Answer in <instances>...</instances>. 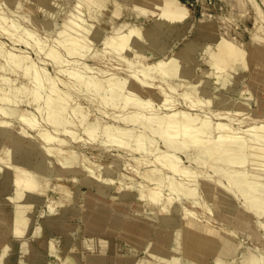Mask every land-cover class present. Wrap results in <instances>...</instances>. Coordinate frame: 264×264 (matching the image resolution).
Masks as SVG:
<instances>
[{
	"label": "rangeland",
	"instance_id": "374dc122",
	"mask_svg": "<svg viewBox=\"0 0 264 264\" xmlns=\"http://www.w3.org/2000/svg\"><path fill=\"white\" fill-rule=\"evenodd\" d=\"M53 1L54 2L51 3V6L47 7L49 10L46 8L47 11L40 10L34 4H32L30 6H29V4H27V8L23 9V10H26V12L25 11L13 12L12 10H10L6 6V4L4 3L5 2L4 0H2V1L0 0V15L1 16L7 17L8 21L14 20L13 22H15V21L19 22L20 28H21V26H22V28H23V26L26 28H30V25L28 23L33 22L34 28L36 30V33L33 36L34 38L33 37L31 38V36H29L27 32H25V31L23 32V30L21 31L19 29L18 30L15 29L16 30L15 31L14 28H10L9 26H6V25H9L8 21H7V23L6 22H4V23L0 22V46H1L0 47V90L4 89V87L1 88L2 85L4 84V82H2V80L6 79L5 82L7 80L8 81L6 82V84L4 86H6L9 82H11V84L13 86L15 85L18 88L23 89L25 87L24 92L26 94V96H25V94L23 95L24 92L21 94H15L16 92L15 91H14L15 93L13 92V94H12L13 96H11V99L13 97H15L12 99L13 102H15L16 105L19 103L18 106L15 105L17 107V109H14L15 110V113H14L15 116H13V108H11L12 112L10 110L11 114L8 113L9 112L8 110L6 112V109H4L7 107L2 106V111L0 109V121H1L0 124L3 123L5 125V123L3 121L6 120L5 121L6 125H8V126H3L4 128L2 127L3 124L0 125L3 129H5L4 131L7 133V134H5L6 137H5V135H3V136H1V140H0V169H1L0 170V182H1L0 187H2V188H0V200L5 202V203L3 202V204H2L3 208L0 209L1 212H3L1 214V215H3V217H1V218L4 219L3 224H1V226H6V225L12 226V224H13V217H12L13 216L12 215L13 206L11 205L10 202L13 201V200H11V198L12 199L15 198L14 195L16 193V191H15L16 189H14V188H16V185L13 184L12 179H15L14 177H16V173H17L18 177H20L19 175H23V172L27 173V172H29V170L32 171L31 169H33V168H34L33 171H35V169L37 168L36 171L41 170V172H43V174L46 175L45 177L49 180V183H50L49 188H48L49 189L48 193L45 195H41L42 197H41L40 202L37 203V200L39 198H36L33 200L32 204H31L33 209L30 211V213H32V214H30V213L25 214V220L23 223H21L22 224L21 228L19 230H17V232L15 234L10 233L9 235H6V236H4V235L2 236V234L0 235V264H63V263L64 264H152V263H150V256H149L150 250L147 249V247L150 243V240H151V242H153L155 244L161 245L162 241L161 240L159 241V235L161 233L163 234L164 232L161 231V233H160L159 229L161 228L160 230H162V229L165 230V228H163L164 226H162V223H161V216L165 213L160 208V206L152 205L151 202L144 200L140 196L143 188H141L139 185L142 181H144L143 175H144L145 171L148 169L154 168L155 167L154 165H156L154 162L153 163L148 162V160L146 158L150 157V160L153 159L151 161H154L155 157L156 156L158 157V154L162 153L163 157L165 156L168 159L171 158L176 164H182V162H183L182 165L188 166L190 168L192 166H194V167L198 166L199 168L200 167L204 168V166L202 167V165H203L202 162H204L203 157L205 155V152L201 151L199 147L202 145L201 143L204 144L205 142H208V139L210 141V136L212 135V133H209V134L206 133V135L207 136L209 135V137L205 136L206 139H205V137H203L204 140L202 142L193 143L194 147L195 146L196 147H195V149L193 148L191 150V148H189V147H192V145L189 144L190 146H188V144H185V140L188 139V137H185V136L191 135L190 132H189V134H186V130L189 129L188 124H189V121L192 120L193 116H195L198 113L202 114V115L205 114L204 116L205 117L207 116V118H210V119L215 118L214 120L212 119L214 122H216L215 120H220V121H217L218 123L216 122V124H220V122H221V124L229 123V121L231 120V122H234V125H237L238 124L237 122H239V120H238V118H235V116H233L234 115L233 113H235L237 111V109H238V111L241 110V108L236 109L237 106H235L239 102H246L247 103V107H248V110L250 111L251 116H253L255 113L258 114L260 112H261V114H264V112H263V110H264V0H245V3L243 4V5H245L244 7H237L236 5H233V3L228 2L226 0H180L189 9V11L187 13V17H189V19H188V22H186V24H185V25H189V26L186 27V29H182L181 33H179V34L174 33V35L172 34L173 36H171L167 39L168 43L169 44L171 43L170 46L168 47L169 50L167 49L165 52H161V54L159 52H153V53L150 52V54L147 53L146 56H147L148 62L146 63V66L147 67L150 66L151 68H153L155 65V62H157V64H158L159 60H163L169 53H171L172 49H173V51H175L176 49L181 47L186 39H190L191 42H195L196 40H194V37L196 36L195 34L197 31V27L200 24L202 25L203 23L210 21L208 23L211 24L213 27H215L218 33H220L221 35H224L227 39L238 41V43H241V45H239V46H241L245 50L246 54H245V56H243L241 61H243V59L246 58V63L248 64V66L242 67V66H240L241 64H239L238 66H235L232 69V72L234 74L237 73L236 74L237 76L241 75V73H243L242 78H241L242 80H239L238 77L237 78L234 77L232 79L234 82L232 81L233 83L231 82V85H227V86H224V85L220 84L219 82H217L215 73L214 72L212 73V71H214V69L211 67V65H208L209 64L208 61L210 59V56L215 51L216 52L218 51V49H219L217 46L218 42L210 41L208 39H202V40H199L200 43H202V45H201L202 48L200 47L199 51L193 55L191 60H189V62H190L189 66L193 67V70H194L193 73H194V76H196L194 78H198V76H199L203 79L204 82L210 81L212 83L210 85L209 89H210V91L213 92V94H211L209 96H202L203 97L202 101L196 104V103H194L195 97H193L191 95L192 97L185 99V98H183V95H182L183 92L185 90L187 91L191 88V90L194 89L193 90L194 93H191V94H194V96H195V92L198 91V89L201 87L206 88V85L203 86L202 84L192 83V82L187 84L185 82L175 81V83H176L175 87L176 88H174L175 90L172 91L170 89H167L166 84L161 83V82H154V83L148 82V84H146V83L141 84V83H139V80L137 77L132 76L131 74H127V73L125 74L122 72L123 70L120 69L121 70V72H120L121 76L127 77L129 80L136 82V83L138 82L140 84L138 87L140 88L141 92L144 94L143 98L146 99V100L144 99L145 103L143 104L144 105L143 108H142V106L137 105V102H135L136 104L132 102L131 104H128V105L126 104L127 107L126 106H125V108L122 107V109L121 108L116 109L113 106H110L109 103H107V100L102 99L103 95H101V94L98 95L94 90L86 89V88H84V86H82L83 87L82 88L78 85H73V83L69 80L72 77L71 74H69V73H71V70L73 71L72 66H74L73 68H75L76 66H79V68L81 67L82 69L84 67L89 68V66H90V68H92L93 63H95V61H94L95 59L93 58V54H92L93 51L90 48L89 44H87L88 43L87 40H84L83 38L80 40L81 44H85L87 46L86 51H85V53H83V55L79 54L78 53L79 51H77V53L75 51L76 55L73 54L71 57L66 55V56H64L63 59H60V61H57V59H52L51 58L52 56L48 55L50 50H51V48H48V47H52V45L55 43L56 38L58 39L57 35H59V33L57 31H56L57 33L47 31L46 29L42 28L41 23L43 21L49 20V21H52L53 23H57L58 25L64 24L65 20H68V17H70V16H68L70 13V10H69L70 4L76 2V0H53ZM25 3H26L25 1L21 2V6L22 5L26 6ZM116 3H117L116 5L120 6V11H121V14L116 18L112 17V15L110 16V14L107 12L103 13L102 11H98V10L96 13L94 12L95 15H97V16H96V19L95 20L92 19V21L95 24L98 23V25L100 27L104 28V30L106 31L107 34H109V32L111 33L113 30H120V28H122L123 23H128L130 25L136 24V23L148 25L156 18V16H152V15L147 16V17H141V18L135 17L134 13H132L130 10V8L133 7V1L132 0H116ZM52 4H54V5H52ZM24 6H22V7H24ZM63 6H65V8ZM83 9H86V7H84ZM60 10H62V11H60ZM24 12H25V14H24ZM202 12H204L205 14H203ZM20 13H22V15H24V16H22ZM209 14L212 16H210ZM212 19H214V20H212ZM0 20H2L1 17H0ZM27 20H28V22H27ZM206 20H208V21H206ZM90 22H91V20H90ZM206 26H208V24H206L203 27H206ZM123 27H124V29H122V31L127 32V28L129 26L127 27V25H125ZM9 28L12 29V31ZM129 29H130V27L128 28V30ZM221 31H222V33H221ZM223 31H225V32H223ZM258 31H260L261 33L258 34ZM16 33H17V35H16ZM25 33L27 34V36ZM182 33H184V36L180 35ZM168 35L169 36L171 35L170 31L167 32V36ZM254 37L257 40H259L257 45L255 44L257 40L256 41L253 40ZM25 39L26 40L28 39V40L25 41ZM101 40H104V39H101ZM42 42H44V43H42ZM102 43H103L102 41L97 42L98 45H96V48H99V49L103 48ZM95 44L92 45V48H94ZM89 48H90V50H87ZM46 51L47 52L49 51V52L47 53ZM87 51H89V52L87 53ZM12 56L14 57V60H11V61H14V62L16 61V63H17V60H19V61L23 60V62L24 61L27 62V63L24 62L26 65L33 62L32 64H29L31 66V65H34V62H35L36 65L34 66V68L35 69L37 68V69L34 71L36 73H39V71L41 70L40 73L42 74V77L39 78V76L41 74H36L35 72L33 73V69H31L32 74H28V72H26V71H25L26 72L25 73L22 70L23 69L22 66H25V64L23 62H21L20 65L18 64L19 62L17 64L15 63L16 67H17V65L20 66L19 68L17 67L16 69L13 65L14 62L8 66L9 62H11L9 59H11ZM19 56H21V57H19ZM8 57H10V58H8ZM24 57H26V58H24ZM15 58L17 60H15ZM21 58H23V59H21ZM161 58H163V59H161ZM5 59H6V61L9 60V62H6ZM39 59H41L42 61ZM89 59H91V60H89ZM61 60H64V61L61 62ZM87 62L89 64V66H87L88 65ZM113 63H114V61H113ZM151 63H153L154 65ZM2 64H3L4 68L6 66V70L2 68ZM83 64L86 66H84ZM11 65L13 66V68H11L12 70L8 71V69L10 67H12ZM99 65L100 66L103 65L102 67L106 68L107 63L105 64L104 62H102ZM67 66L69 67V71H70L69 73H67L68 72ZM63 67H65V68H63ZM156 67L157 66H155L154 68H156ZM210 67H211V69H210ZM20 68H22V69H20ZM31 68H33V66H31ZM79 68H77V69L80 70ZM61 69H63V70H61ZM64 69H65V71H64ZM116 69H118V68H116ZM238 69H240V70L238 71ZM37 70H39V71L37 72ZM95 70L97 71V73H102L100 71L98 72L99 69H95ZM97 73H95V74H97ZM34 74L39 75V76L37 77ZM102 74L99 76H102L104 78L109 77L110 75L111 76L113 75L111 72H106V73L103 72ZM27 75H30V76L27 77ZM33 76H34V78H33ZM43 76L45 77V79H43L44 78ZM35 77L37 80L35 79ZM47 77H49L50 79H48ZM9 79H10V81H9ZM174 79L176 80V77H174ZM40 80H41V82H40ZM42 80L45 82L43 83ZM36 81L39 83H35ZM59 81H62V82H59ZM68 81H69V83H68ZM158 81H159V79H158ZM192 81H194V80H192ZM46 82H48V83H46ZM49 82L50 83L52 82L51 84L56 83V85H54V87L56 89H58L57 92H56V90H54V87H51L52 85ZM41 84L42 85L45 84L42 87V88H45V92H43L42 89L39 88L41 86ZM34 85H35L34 88H36V85H37L39 90H38V88H36V89L40 92L42 91L44 93V95H41L42 92L40 94V93H38V91H35L36 89L33 90L34 88L32 86H34ZM26 87H28V88L26 89ZM29 88H30V90H29ZM51 89H53V91H55V92L52 93L53 91ZM47 90H49V91H47ZM26 91H28V92H26ZM32 91L35 92V94L33 93L34 95L32 93L30 95V92H32ZM50 91H51V93H50ZM130 91H132V89ZM133 92H137V90H133L132 93ZM2 93H3V91H2ZM47 93L49 95H52V96H49ZM63 93L67 94V95L70 93L69 94L70 97L68 95V99H67V97L65 98ZM36 94L39 96L41 95V98L38 97L37 98L38 100L35 101L34 99H36V97H37ZM0 95H2L1 91H0ZM20 95H21V98H20ZM45 95H46L47 99L42 98V96L45 97ZM53 95L55 98H56V96H58V98L60 96L64 98V101H63L64 104H63V102H62V104H63L64 110H66V111L65 112L63 111V114H61L62 116H60V118L63 119L62 120L63 123L61 121L60 124L62 123V126L61 125H60L61 127L57 126V128L59 130L56 129V127H53L52 125L45 123V120L43 122V119L41 118L42 115L40 116L41 111L45 110V106H46L49 98H50V100H55V101L58 99V98L57 99L53 98ZM67 95H65V96H67ZM153 96L154 97L156 96V98L158 100L156 98H154ZM159 97H160V100H159ZM166 97L168 99L167 101L165 100ZM0 98H1V96H0ZM51 98H53V99H51ZM63 98L58 99V100L62 101ZM211 98L214 101L211 103L207 102V99H211ZM65 99L70 100V102L69 101L67 102V100H65ZM0 100H2V99H0ZM103 100H104V102H102ZM208 101H210V100H208ZM6 102L4 101V103H3L0 101V108H1V105L6 104ZM8 102L7 103L10 104V101H8ZM8 104H6L4 106H7ZM66 105H68V107ZM197 105H199V106H197ZM15 106H14V108H16ZM137 106H139L140 108H138ZM65 107H66V109H65ZM41 109H43V110H41ZM235 109H236V111H235ZM3 110H5V111H3ZM18 110H19V113H17ZM179 111H182V112H179ZM183 111H184V113H183ZM185 111L187 113H185ZM257 111H259V112L257 113ZM4 112H6L7 116L5 115ZM22 112H24L26 115H29V117L24 116V115L22 117L21 116ZM139 112L141 113V115ZM177 112H178V114H177ZM239 112H236V113H237V117L240 118L244 115L245 110H243V112H244L243 115H242L241 111H239ZM30 113L32 116L36 114V116H33V117L34 118L36 117L35 120L37 121V123H34V122H33L34 124L31 123L34 118L31 117ZM65 113H66V118L64 115ZM174 113H175V115L177 114V116H175ZM179 113L180 114L183 113L182 115H185L187 117V119L189 118L190 120L189 119L185 120L186 117L184 116L185 121H184V123H182L183 122V116L181 115L182 121L179 119H178L179 121H176L178 116L180 118ZM229 113H231L230 114L231 116L229 115ZM236 113H235V115H236ZM8 114H10V115H8ZM170 114L172 115L173 118L176 117V119H174V121H176V123H174L175 124L174 126L177 127L179 123L182 124V126L180 124L177 127V129L182 128L181 131L179 130L180 133H178L181 135L180 136L181 138H179L178 134H176V135L178 137L177 139H179L180 142L183 140V144H185V145L181 146L182 148L184 147L183 149L177 148L176 146H178V145L176 144V142L174 140L171 141L170 139H168L169 137H168V135H166L167 133H166L165 127L160 128L161 129L160 131L162 132L163 129L165 128L164 132L166 134H161V133L159 134L158 133L159 131L157 132V129H158L157 126L154 127L156 125L155 122H157L161 119H164V117H166V118L171 117ZM239 114L242 116H240ZM16 115L19 117H17ZM224 115H226V116H224ZM258 115L261 116L260 114H258ZM258 115H256V116H258ZM139 116H142V117L145 116L144 118L146 119L147 122L140 123L139 121H137L136 119ZM208 116H210V117H208ZM211 116H212V118H211ZM218 116L220 118L222 117L221 118L222 120L220 118H218ZM30 117L32 120H30ZM205 117L203 118V120L205 119ZM23 118L24 119L28 118V120H27L28 123L26 122V119L24 121ZM64 118H65V120H64ZM96 119H97V121L101 120L103 122V125H104L103 127L107 126L108 128L105 127L106 130L102 129V130H99V132L98 131H94V132L91 131L90 132L89 129H87L88 125L90 124V122L91 123L95 122L94 120H96ZM232 119H234V120H232ZM85 120H86V122H85ZM38 121H40V124ZM64 121L66 124L64 123ZM186 121H188V124L185 126L184 124ZM30 123L32 124V126L33 125L34 126L32 127L30 125ZM41 123H42V125H41ZM63 125L65 126V128ZM121 125L123 126V127H121L123 129L120 130L122 132H119V128H120L119 126H121ZM225 125H227V124H225ZM152 126L154 127V129ZM110 127L112 128L111 131H114V132L118 128L116 130L118 132V136H116L117 132L111 133V135L113 137H116L115 138L116 143H115V141L110 142L111 140H114L111 138L112 136L110 135V132H111ZM184 127H186L187 129H184ZM126 128H127V130H126ZM149 128H150V130H148ZM70 130H72V131H70ZM154 130H155V132H157V135L155 134ZM44 131H47V132L49 131L51 134L55 133L54 134L55 137L56 138L58 137L59 140H57V139H53V140L43 139L41 137V135H44L43 134ZM103 131H105V133H107L109 131L110 132H109V134L107 133V136H104ZM131 131H134V132L136 131L140 135H142V138L144 137V139H142L141 137H139L140 135H137V136L135 135L137 137V139H136V137H135V139L139 143L142 140L144 142H146L145 146H147L149 144L148 142H151V140H153V141L155 140L154 142H151V144L148 145V148L145 147L148 149V151L150 150L149 155H144V153H141L140 150L135 149V146L133 144L128 145V147L126 146L125 148L118 149L119 145L117 144V142L119 140L118 137H120L119 133L124 135V133L126 134V132L128 133ZM184 131H185V133H183ZM56 132H58V134ZM151 132L156 137L154 135L150 134ZM73 133H74V138L71 135ZM138 133H136V134H138ZM219 133H220V131L217 133H214L211 136V138L214 137V138H212V140L216 139V137L218 138ZM10 134H11V136L13 134L14 135L11 137ZM20 134H21V136L25 135V138H26L25 142H27L26 143L27 145L33 144L35 146L38 144V146H35L34 148L37 147V149H36L37 153L36 154L38 155V158L39 159H40V157L43 158V159H40L41 161L46 160V161H44L46 163H44L43 161H42L43 163L41 162L43 167L39 166V167L31 168L26 163L21 161L22 159H20V157L22 154H21V151H19V148H24L27 145H25V142H24V143H22V145L23 144L25 145V146L23 145L24 146L23 147V146H21V144L18 143V142L21 143L24 141V136H23V138L22 137L20 138L19 137ZM147 134H148V137H146ZM216 134H218V135L215 136ZM108 135H110V136H108ZM163 135H164V138L168 137V138H166V140H164V141H166V142H164L165 144H167V142L170 140L169 144L174 142L175 146L173 143H172L173 146H172V144H170L171 145L170 148H167V146L169 147L170 145H165L164 143H163L164 144L163 145L162 140H161V139H163L162 138ZM151 136H153L155 139L153 137H152L153 138L152 139ZM159 136L161 137V139ZM105 137H108L111 140L108 141V138H106V140H105ZM145 137H146V139H145ZM184 137H185V140H184ZM13 138H15V139L13 140ZM117 138H118V140H117ZM147 138H149V139L147 140ZM18 139H20V141ZM21 139H22V141H21ZM15 141H18V142L16 143ZM28 142L29 143L31 142V144H29ZM104 142H106L107 144ZM109 142H110V144H109ZM156 142H157V144H155ZM11 143L14 144L13 146L17 145L16 146L17 148L14 147L13 151H12L13 146ZM34 143H36V144H34ZM198 143H200V145ZM105 144H106V146H105ZM9 145H10V147H9ZM39 145H41L42 147L39 148ZM151 145L153 147L151 149H149V147H151ZM160 145H161L162 149L165 147L164 150H166V153H164L165 151H163L161 148L159 149ZM197 145H198V147H197ZM130 146H132V147L130 148ZM185 146H187V147H185ZM3 147H4V149H2ZM7 147H8V149L10 148L11 151L8 150ZM47 147L51 150L46 149ZM172 147H174V148H172ZM42 148H44V149H42ZM154 148H155V150H154ZM187 148L190 149V150L188 149V155H187V152H185V153L181 152V151H184V149L186 151ZM17 149H18V151H16ZM39 149H41L43 151H41ZM58 149H60V150H58ZM170 149L172 151L171 154H169ZM174 149L176 151L178 149H180L181 151L178 150L176 152ZM2 150L10 151V153H8V151H6L9 154V156L6 152H4V151L2 152ZM44 150L45 151L47 150L46 151L47 153H45ZM14 151H16V152L14 153ZM69 151H74L73 152V153H75L74 155H76V156L78 155L77 156L78 161L73 165L71 164V162H69L71 164V166L70 165L66 166L69 163H66V164L62 163L65 166H61V165L59 166V164H61L60 161H62L63 156L67 155V153ZM152 151L153 152L156 151V152L152 153ZM179 151H180V153H178ZM196 151H197V155H195ZM12 152L14 154H16L17 157L15 155H12L13 157H11L10 155ZM38 152H40V154L42 152H44L45 155H44V153H42L39 156ZM248 152H250V150L245 151V153H248ZM155 153H156V155L153 158L152 156ZM193 153H194V155H193ZM47 154H49V155H47ZM167 154L170 155V156L168 155L170 158L167 156ZM176 154H177V157L179 156L178 157L179 159L176 157ZM42 155H43V157H42ZM174 155L176 157L175 160H174ZM190 155H192V157L195 159V161H194L195 163L192 161L193 158H191ZM14 156H15V158H14ZM162 156H160V157H162ZM187 156H189L190 159ZM195 156H196V158H195ZM201 156H203V157L201 158ZM18 157H19V159H18ZM157 157H156V160L159 159V157L158 158ZM165 157H164V159L166 160ZM198 157L201 158L202 160L201 159L198 160L197 159ZM10 158H13L14 160L10 159ZM48 158H49V160H48ZM7 159H10V160H7ZM138 160L140 161V163ZM179 160H181L182 162L181 161L179 162ZM190 160L193 163H190L189 162ZM197 160H198V162H200V161H202V162L196 163ZM9 161H11V162H9ZM14 161L20 163V164L17 163L20 166H18ZM168 162H170V161H168ZM22 163H24L25 166ZM46 164H49V165H46ZM49 166H51V167H49ZM86 166L87 167L90 166L93 168L94 173H91L90 177H93V175H94V177H95V178L93 177V179L95 180L94 182L96 183V181H97L98 183H100L99 186H102V185L104 186V184L108 178V174L104 172L105 168H107V169L111 168L113 170V172L115 171L112 174V182H110L111 184L110 185H109V183H107V185L105 184L106 190L103 189L104 188L103 186H102V188L100 187L101 190L98 189L99 187L98 188L96 187V185L98 186L97 183L91 187L85 186L86 177L84 180L83 170ZM40 167H41V169H38ZM44 167L46 170L44 169ZM59 167L64 169V170L60 169L63 172L59 170ZM17 168L22 171V174H18ZM21 168L22 169L24 168L25 171H24V169L22 170ZM49 168L52 169V171L49 170ZM26 169H29V170H26ZM68 169L70 172H68ZM180 170H179V175H175V177L178 178V180H181V179L184 180L182 177V175H184V173H182L183 170H181V172H180ZM46 171H48V173ZM58 171H59V173H57ZM7 174H9V175H7ZM180 174H181V176H180ZM208 174L211 177H213L215 175L214 174L212 176V174H210V173H208ZM5 175H7L8 177H6ZM95 175H97V176H95ZM47 176H49V178H51V179H49ZM216 176H218V174L215 175V177ZM5 177H6V179H5ZM18 177H16V178H18ZM113 177H114V180H113ZM215 177H213V178H215ZM9 178L11 179L10 182H12L11 183L12 186L10 185V182H8L10 180ZM102 178L104 179V184H102L103 183ZM218 178H219V176H218ZM218 178H216V180ZM82 181H84V182H82ZM184 181L187 182L188 180H184ZM6 182H7V184H6ZM3 183L6 185H3ZM8 183L11 187L8 185ZM196 185H199L198 187L201 188V190H202V187H203L202 183L196 184ZM8 186L11 188L10 189L11 191L9 190ZM66 187L73 188V191H74L73 192V194H74L73 199L75 198L76 195H77L76 197H78V199L75 198L72 202H69L68 198L65 194ZM5 188H7L8 190L4 191L3 189H5ZM102 190H104V191H102ZM163 193L165 195L164 198H166L168 196V194H167L168 191L164 190ZM202 194H203L204 198L203 197L200 198L199 201L206 200L204 192H202ZM164 198H161V200L163 201ZM162 201H161V203H162ZM208 205H207L204 212L201 211V213H198L197 220L199 219L202 222L207 223L209 218H211L210 219L211 221L209 222L211 224V226H214V227L216 226L217 229H221V228H219L220 226H222L221 222H219L216 219V217L218 216L217 215L218 211H217L216 207L212 203H209ZM199 207L200 206H195L193 209L200 211ZM144 212H147L148 214L146 216H144L143 215ZM142 220L145 224L144 228L147 226V223H149L151 221L154 222L156 225L154 228L151 229L152 232H150V234L148 235V239H146V242H144L143 244H141L142 240H139V238L140 237H141V239L145 238V235H142L144 233V228L141 230L140 233H138L136 238H135V236L133 238L131 237L132 231L130 230L131 227L133 225H135L137 227V230L139 231L140 228L142 227L141 226ZM4 221H5V223H4ZM9 221H10V223H9ZM182 221H184V220H182ZM128 223H130V224H128ZM128 227H130V228H128ZM126 229H128V230H126ZM223 230L226 231V233L231 234V232H230L231 228L230 229L224 228ZM125 232L126 233L129 232V233L126 235ZM128 236H130L131 238ZM244 238H245V235L241 234V237L238 236L237 239L243 240ZM92 239L95 241H98V244H99V241H101V240L108 241L110 246L106 247V245H105L104 249L101 247L102 252H101V250H94L95 247L93 245H91V243H93L91 241ZM241 242H242L243 246L239 250L240 253L238 254V257H240L241 252L243 250H245L246 247H251L252 249H256V248L258 249L259 248L258 246L261 247V245L259 243H257L256 241H253V240L248 241V239H244V241H241ZM204 259L207 260L206 264H215V258L214 257H205Z\"/></svg>",
	"mask_w": 264,
	"mask_h": 264
},
{
	"label": "bare ground",
	"instance_id": "6f19581e",
	"mask_svg": "<svg viewBox=\"0 0 264 264\" xmlns=\"http://www.w3.org/2000/svg\"><path fill=\"white\" fill-rule=\"evenodd\" d=\"M4 1H5L4 3L6 4V6L10 10H12L13 12H16V11H25L26 12V10H23V9L27 8V4H29V6L34 4L40 10L47 11L46 8L50 7L51 3L54 2L53 0H4ZM24 1L26 2L25 3L26 6L22 5V6H24V7H22L21 2H24ZM132 1H133V7H131L130 10L132 13H134L135 17L141 18V17H147V16L152 15V16H156V18L148 25L140 24V23L130 25L128 23H123L122 28H120V30H113L111 33L109 32V34H107L106 31L104 30V28L100 27L98 25V23L95 24L92 21V19L93 20L96 19L97 15H95V13L97 12V10L102 11L103 13L107 12L110 14V16L112 15V17H114V18L118 17L121 14V11H120V6L116 5L117 4L116 0H76V2L70 4V9H69L70 13L68 15L70 17H68V20H65V23L63 22L64 24L58 25L57 23H53L52 21H49V20L43 21L41 23L42 28L46 29L47 31H50V32H56L57 31L59 33V35L56 34L58 37V39L56 38L57 41L55 40V43L52 45V47H48V48H51V50L49 49L50 52L48 51L49 52L48 55L52 56L51 57L52 59H57V61H60V59H63L64 56H66V55L69 57H71L73 54L76 55L75 51H76V53H77V51H79L78 53L83 55V53H85V51H86L87 46L85 44H81L80 40L83 38L84 40L88 41L87 44H89L90 48L93 51L92 54H93V58L95 59L94 61L96 64L93 63L94 66L92 65V68H90V66L87 62V64H88L87 66H89V68L84 67L85 69L84 68L82 69L81 67L79 68V66H76L80 70H78L76 67H75L76 69L73 68L74 66L71 65L72 69H73V71L70 69L71 73H69L70 72L69 67L67 66V68H68L67 73L71 74V76H72V77L70 76L71 79H69V80L73 83V85H78L80 87L84 86V88H86V89L94 90L98 95L99 94L103 95L104 98L102 97V99L107 100V103H109L110 106H113L116 109L117 108L122 109V107L125 108V106L127 107V105L131 104L132 102L133 103L137 102V105L142 106V108H143V106H144L143 104L145 103L146 99L143 98L144 94L141 92L140 88L138 87L140 85L139 83L148 84V82H150V83L161 82V83L166 84L167 89H170L172 91L175 90L174 88H176L175 87V84H176L175 81L185 82L187 84L192 82V83L202 84L203 86L206 85V88H204V87L199 88L198 91L195 92V96H194V94H191V93H194L193 92L194 89L191 90V88L187 91L185 90L182 94L183 98H185V99L192 97V96L195 97L194 103L197 104V103L202 101V99H203L202 96H209V95L213 94V92L210 91V89H209L210 85L212 83L210 81L204 82L203 79L199 76H198V78H194L196 76H194L193 67L189 66V64H190L189 60H191L193 55L199 51V49L202 45V43H200V41H199L202 39H208L210 41L218 42V44H217V46L219 48L218 51L217 52L215 51L210 56V59L208 61L209 62L208 65H211V67L214 69V71H212V73L213 72L215 73L217 82H219L220 84H222L224 86H227V85H231V82L233 81L232 79L234 77H236V78L238 77L239 80H242L241 78H242L243 73H241V75L237 76L236 75L237 73L234 74L232 72V69L235 66H238L239 64H241L240 66H242V67L248 66V64L246 63V58H244L243 61H241L243 56H245V54H246L245 50L241 46H239V45H241V43H238V41L227 39L224 35H221L220 33H218L216 28L208 23V22H210L208 20H206L208 22L203 23L202 25L200 24L197 27V31L195 34L196 36L194 37V40H196L195 42H191L190 39H186L181 47H179L175 51H173V49H172L171 53H169L165 57L166 59L164 58L165 60L163 58H161L163 60H159V63H158L159 65L157 64V62H155V65L153 63H151L154 65V67L157 66L156 68H154V67L151 68L149 65H148L149 67H147L146 66V63L148 62L147 56H146L147 53L150 54V52H152V53L153 52H159L161 54V52H165L171 44V43L170 44L168 43L167 39L169 37L173 36L174 33H177V34L181 33L182 29H186V27L189 26V25H185L189 19V17H187V13H188L189 9L180 0H132ZM226 1L233 3V5H236L237 7H244L245 6V5H243L245 3V0H226ZM52 5H54V4H52ZM63 7L65 8V6H63ZM84 7H86V9H83ZM60 11H62V10H60ZM25 12H24V14H25ZM202 13L205 14L204 12H202ZM20 14L22 15V13H20ZM22 16H24V15H22ZM210 16H212V15H210ZM0 17L2 19V20H0L1 23L2 22L7 23V21H8L7 17H3L1 15H0ZM90 20H91V22H90ZM212 20H214V19H212ZM13 21L14 20L8 21L9 25H6V26H9L10 28H14V30L15 29L16 30L19 29L21 31L23 30V32L24 31L27 32L28 35L31 36V38L35 35L36 30L34 28L33 22L28 23L30 25V28H26L24 26H23V28H22V26L20 28V23L17 21H15V22H13ZM27 22H28V20H27ZM206 24H208V26L203 27ZM125 25H127V27L128 26L130 27L129 30H128L129 27L127 28V32L122 31V29H124L123 26H125ZM10 30L12 31V29H10ZM168 31H170V34H171L170 36L169 35L167 36ZM223 32H225V31H223ZM221 33H222V31H221ZM260 33L261 32L258 31V34H260ZM16 35H17V33H16ZM180 35L184 36V33H182ZM26 36H27V34H26ZM101 39H104V40H101ZM27 40L25 39V41H27ZM253 40L256 41L257 39L254 37ZM99 41L103 42L102 43L103 48H101V49L96 48V45H98L97 42H99ZM258 41L259 40L256 41V43H255L256 45H257ZM42 43H44V42H42ZM94 44H95V46H94V48H92V45H94ZM90 48L87 50H90ZM88 52L89 51H87V53ZM19 57H21V56H19ZM8 58H10V57H8ZM12 58L9 60L10 61L14 60L13 56H12ZM24 58H26V57H24ZM21 59H23V58H21ZM91 59H89V60H91ZM9 60L6 61V59H5L6 62H9ZM15 60H17V59L15 58ZM39 60H41V59H39ZM63 61L64 60H61V62H63ZM113 61H114V63H113ZM13 62L14 61L9 62L8 66L10 64H12ZM21 62H23V60H20V61L17 60V63L19 65ZM102 62H104L105 64L107 63L106 68L102 67L103 65H101V66L99 65ZM15 63H16V61L13 64L15 69L17 67L19 68L20 66L17 65V67H16ZM25 63H27V62H25ZM32 63H29V64H32ZM29 64H27V65L25 64V66H22L23 69L22 68H20V69H22L24 72L25 71L28 72V74H32L31 69H33V73H34L35 72L34 70L37 69V68L36 69L34 68V66L36 64L34 62V65H31V66H33V68H31V66ZM84 66H86V65H84ZM211 67H210V69H211ZM2 68L6 70V66L4 68L3 64H2ZM11 68H13V66L10 67L8 69V71L12 70ZM63 68H65V67H63ZM116 68H118V69H116ZM95 69H99L98 72L100 71L102 73L103 72H105V73L111 72L113 75L112 76L110 75L109 77L104 78L102 76H99L102 73H97V71ZM120 69L123 70L122 72L125 74L127 73V74H131L132 76L137 77L139 80V83L133 82V81L129 80L127 77L121 76L120 75V72H121ZM39 70H37V72ZM61 70H63V69H61ZM239 70L240 69H238V71ZM40 71H39V73H36V72L35 73L41 74ZM64 71H65V69H64ZM95 73H97L98 75ZM29 76L30 75H27V77H29ZM35 76L38 77L39 75H35ZM40 77H42V74L39 76V78ZM45 77L43 79H45ZM174 77H176V80L174 79ZM33 78H34V76H33ZM47 78L50 79L49 77H47ZM35 79H36V77H35ZM158 79H159V81H158ZM5 80H2V82H4V84L2 83L3 85L1 88L4 87V89L0 90L1 94H2V95H0L1 96L0 99H2L3 101L2 100H0V101L3 103H4V101L5 102L10 101V104H8L9 102L8 103L6 102V104H8V105L4 106L6 104H4V105L2 104L0 109L2 111V106L7 107L4 109H6V112L8 110L9 111L8 113H10V110L12 112L11 108H13V116H15V114H14L15 110L14 109H17L16 106H18L19 103L16 105V103L13 102V100H12L15 97H13L11 99V96H13L12 94L14 91L16 92V93L14 92L15 94L23 93L25 87L22 85L24 87L23 89L18 88L15 85L13 86L11 84V82H9L6 86H4L6 84V82L8 81L7 80L5 82ZM192 80H194V81H192ZM9 81H10V79H9ZM40 82H41V80H40ZM44 82L45 81H43V83ZM59 82H62V81H59ZM35 83H39V82L36 81ZM46 83H48V82H46ZM68 83H69V81H68ZM37 85H36V88H38ZM44 85L41 84V86L39 87L42 89L43 92H45V88H42ZM51 85H50L51 87H54V85H56V83L51 84ZM32 87L34 88L35 85ZM27 88L28 87H26V89ZM36 88H34L33 90H35ZM39 88H38V90H39ZM131 89H132V91L137 90L138 93L137 92L132 93V91H130ZM29 90H30V88H29ZM38 90L36 89L35 91H38ZM51 90L53 91V89H51ZM54 90H56V92H57L58 89H56L54 87ZM2 91H3V93H2ZM47 91H49V90H47ZM26 92H28V91H26ZM41 92L38 91V93H40V94H41ZM43 92L41 95H44ZM54 92L55 91H53L52 93H54ZM31 93L35 94L34 91L30 92V95H31ZM50 93H51V91H50ZM24 94H25V92L23 93V95ZM41 95L40 96L37 95L36 99H34V98L33 99L36 101V100H38L37 99L38 97L41 98ZM63 95L65 98L67 97V99H68L67 94L63 93ZM65 95H67V96H65ZM25 96H26V94H25ZM49 96H52V95H49ZM60 97L58 98V96H56V98H55L53 95V98H55V99L63 98V97H61V98ZM69 97H70V95H69ZM20 98H21V95H20ZM42 98H46V95H45V97L42 96ZM53 98H51V99H53ZM154 98H156V96ZM67 99H65V100H67ZM57 100L56 101L50 100V98H49L46 106L44 105L45 110L41 109L43 111H41V113H40V116L42 115L41 118L43 119V122L45 120V123L52 125L53 127H56V129H58L57 126L58 127L62 126V123H63L62 120L63 119H61L60 116H62L61 114H63V111L64 112L66 111V110H64V107H63L64 98L62 99V101L60 100L61 102L59 100L58 101ZM159 100H160V97H159ZM165 100L166 101L168 100L167 97L165 98ZM208 100H210V101H208ZM68 101L70 102V100H67V102ZM213 101L214 100L212 98L207 99V102L211 103ZM62 102H63V104H62ZM102 102H104V100ZM14 106L16 108H14ZM66 106L68 107V105H66ZM139 106H137V107L140 108ZM197 106H199V105H197ZM235 106H237L236 109L241 108V110H239V111L242 112V115L244 113L243 110H245V113L243 116L239 114L240 116H242L240 118L237 117V113H236V112H239L238 109H237V111L235 109L236 115H235V113H233L234 115L232 114L233 116H235V118H238V120H239V122H237L238 123L237 125H234V122H231V120L229 121V123L221 124V122H220V124H216V122L220 121V120H215L216 122H214L213 120L215 118L214 119L212 118V116L214 114L211 116V118L213 119L212 120L210 118H207V116L205 117L204 116L205 114L202 115L199 113L198 114L195 113L196 115L193 116L192 120H190L188 118L190 120L189 124H188V121H186L187 123L185 122L184 125L186 126L188 124V126H189V129L184 127V129H187L186 134H189V132H190L191 135L185 136V137H188V139L185 140V137H184V140H185V144H188V146L192 145V147H189V148H191V150L193 148L195 149V147H196V146L194 147L193 143L202 142L204 140L203 137H205V136L209 137V135L207 136L206 133H208V134L212 133V135H213L214 133H217L220 131L219 135L218 134L215 135V136L218 135L219 136L218 138L216 137V139L212 140V138H214V137L211 138L212 135L210 134L211 135L210 141L208 139V142H205L206 141L205 140L204 141L205 143L204 144L201 143L202 145L199 147L201 151L205 152L204 157L201 156V158L203 157L204 162H202V161L198 162V160L201 159V158H199L200 157L199 156L197 158L198 160L196 163L202 162L203 165L202 164L201 165H202V167L204 166V168H201V167L199 168L198 166H195V167L192 166L190 168L188 166L182 165L183 162L181 160H179V162L181 161L182 164H176L169 157L170 156L169 154H171V152H172L171 149L169 151L170 153L167 154V156L169 155L168 157L170 159H168L164 156L166 158V160H165L164 157L162 156V153H160L161 155L158 154L159 159H157V160H156L157 156L155 157L156 153L153 154L152 157L153 158L155 157L154 161H151L153 159L150 160V157L146 158L148 160V162H152V163L154 162L156 165H154L155 166L154 168L148 169L145 171V173L143 175L144 181H142L139 185L141 188H143L140 196L144 200L151 202L152 205L160 206V208L165 213L161 216V223H162V226H164L163 228H165V230L164 229L160 230L161 228L159 229L160 233H161V231L164 232L163 234L161 233L159 235V241L160 240L162 241L161 245L155 244V243L151 242V240H150V243L147 247V249L150 250V251L148 250L149 256H150V263H152V264H206L207 260L204 259L205 257H214L215 258V264H264V125H263L264 124V114H261V112L258 113L259 111H257V113L260 114L261 116H259L256 113L255 114L258 116H256L255 114L253 116H251L246 102H239ZM65 109H66V107H65ZM3 111H5V110H3ZM6 112H4V113L7 116ZM179 112H182V111H179ZM263 112H264V110H263ZM17 113H19V110ZM175 113H174V115H175ZM183 113H184V111H183ZM183 113H181V114L179 113L180 118L178 116L177 119H176V117L173 118L172 115L170 114L171 117H169V118L164 117V119H161V120L155 122L156 125L154 126V127L157 126V128L159 129V130L157 129V132L159 131L158 132L159 134L160 133L161 134L167 133L166 135H168L169 138L166 136L165 137L170 139L171 141L174 140L176 142V144L179 146V147L178 146H176V147L180 148V149H183L184 147L182 148L181 146L185 145V144H183V140L180 142V140L177 139L178 137L176 135V134L180 133V131L182 129V128L177 129V127L181 123H179L177 127L174 126L175 125L174 123H176V121H179V120L182 121L181 115ZM185 113H187V112L185 111ZM10 114H8V115H10ZM177 114H178V112H177ZM177 114L175 116H177ZM230 114L231 113H229V115ZM23 115L29 117V115H26L24 112H22L21 116L23 117ZM30 115H31V113H30ZM64 115L66 118V113ZM140 115H141V113H140ZM33 116H36V114ZM33 116L31 115L32 118H34ZM182 116H183V122L182 123H184V121L187 119V117L185 115H182ZM184 116L186 117L185 120H184ZM224 116H226V115H224ZM17 117H19V116H17ZM31 117H30V120H32ZM144 117L139 116V117H137L136 120L139 121L140 123H143V122L145 123L147 121ZM204 117H205V119L203 120ZM208 117H210V116H208ZM35 118L32 120L31 123H33V122L37 123ZM65 118H64V120H65ZM218 118H220V117L218 116ZM25 119H26V122L28 123V121H27L28 118H25ZM25 119L23 118L24 121H25ZM174 119H176V121H174ZM232 120H234V119H232ZM5 121H3L5 123V125L3 123H1V124H3L2 127L8 126V125H6ZM61 121H62V123L60 124ZM94 121L95 122H93V123H91L89 121L90 124L88 125V128L86 127L87 129H89L90 132L91 131H93V132L98 131L99 132V130H102V129L106 130L105 127H107V126L103 127L104 125H103V122L101 120L97 121V119H96ZM38 122L40 124V121H38ZM85 122H86V120H85ZM31 123H30V125L32 126ZM64 123H65V121H64ZM225 124H227V125H225ZM41 125H42V123H41ZM181 126H182V124H181ZM2 127L0 126V140H1V136L7 134L4 131L5 129H3L4 127L3 128ZM119 127H120L119 132H122L120 130L123 129V128H121L123 126L121 125ZM154 127H153V129H154ZM163 127L166 128V129L164 128L166 130V133L164 132V129L162 131L163 133L160 131L161 130L160 128H163ZM64 128H65V126H64ZM111 129L112 128L110 127V131H111ZM116 130H115V132L109 131L110 135L112 132L116 133L117 132ZM126 130H127V128H126ZM148 130H150V128ZM70 131H72V130H70ZM103 132H104V136H107V133L109 134V132H107V133H105V131H103ZM154 132H155V130H154ZM157 132H155L156 135H157ZM56 133L58 134V132H56ZM136 133H138V132H136V131L135 132L131 131L128 133L126 132V134L124 133V135L119 133V135H120V137H118L119 140L117 138V140H118L117 144L119 145L118 149L125 148L126 146L128 147V145L133 144L135 146V149L140 150V152L144 153V155H149L150 150L148 151V149H147L148 145L151 144V142H154L155 140L154 141L151 140V142H148L149 144L147 146H145L146 142H144L143 140H142L143 142L140 140L141 141L140 143L138 141H136V139H137L136 136L140 135L139 133L138 134H136ZM183 133H185V131ZM43 134L44 135H41V137L45 140H53V139L59 140L58 137L57 138L55 137V135H54L55 133H52L53 134L52 135L49 131L48 132L44 131ZM150 134H152V132ZM71 135L74 138V133ZM110 135H108V136H110ZM152 135H154V134H152ZM178 135H179V138H181L180 137L181 135L180 134H178ZM10 136H11V134H10ZM23 136H24L23 142L20 143L18 141H15L16 143L18 142L19 144H21V146L24 145V144L22 145V143H24L25 139H26L25 135H23ZM23 136H21V134L19 135L20 138L21 137L23 138ZM116 136H118V132H117ZM5 137H6V135H5ZM135 137H136V139H135ZM139 137L142 138V135H140ZM146 137H148V134ZM146 137H145V139H146ZM152 137L153 136H151V138ZM206 137H205V139H206ZM106 138H108V137H105V140H106ZM111 138L114 140H111L108 138V141L111 140L110 142H113V141H115L116 137L112 136ZM162 138L163 139H161V137H160V139L162 140V144H163L164 142H166V141H164V140H166V138H164V135L162 136ZM14 139L15 138H13V140ZM142 139H144V137ZM148 139L149 138H147V140ZM18 140L20 141V139H18ZM170 140L167 142V144H165V143L164 144L170 145L173 143L175 146L174 142L169 144ZM21 141H22V139H21ZM110 142H109V144H110ZM26 143L27 142H25V145H27ZM104 143H106V142H104ZM115 143H116V141H115ZM29 144H31V142ZM34 144H36V143H34ZM106 144H105V146H106ZM155 144H157V142ZM173 144H172V146H173ZM198 144L200 145V143H198ZM13 145L14 144H12V146ZM32 145L33 144L27 145L25 147L23 146L24 148H19V151H21V154H22L21 155L22 158L20 157V159H22L21 161L26 163L31 168L42 166L41 162L43 160L41 161L40 159H43V158H41V157H40V159L38 158V155L36 154L37 153V150H36L37 147L34 148L35 146H38V144L35 146L34 145L32 146ZM16 146L17 145L12 147V151L14 150V147H16ZM9 147H10V145H9ZM40 147H42V146L39 145V148ZM131 147L132 146H130V148ZM145 147H147V148H145ZM152 147L153 146L151 145V147H149V149H151ZM170 147H171V145L169 147L167 146V148H170ZM185 147H187V146H185ZM197 147H198V145H197ZM160 148L162 149L161 145H160L159 149ZM164 148L162 150L165 151L164 153H166V150H164ZM172 148H174V147H172ZM189 148H187L186 151H185V149H184V151H181L180 149H178V150H180L182 153L187 152V155H188V149ZM2 149H4V147ZM7 149H8V147H7ZM42 149H44V148H42ZM46 149H49V148L47 147ZM8 150H10V148ZM8 150H6V151H8ZM39 150H41V149H39ZM49 150H51V149H49ZM58 150H60V149H58ZM154 150H155V148H154ZM249 150H250V152L245 153V151H249ZM3 151L6 152L5 150H2V152ZM10 151H8V153H10ZM16 151H18V149ZM16 151H14V153ZM41 151H43V150H41ZM46 151H45V153H47ZM156 151H154V152H156ZM180 151L178 153H180ZM73 152L74 151H69L67 153V155H64L62 161H60L61 164H59V166L60 165L65 166L62 163L66 164L69 162H71L72 165L75 164L78 161L77 160L78 155L77 156L74 155L75 153H73ZM154 152L152 151V153H154ZM14 153L12 152L10 156L11 157H13L12 155L16 156V154H14ZM38 153L40 156L44 152H42L41 154H40V152H38ZM45 153H44V155H45ZM47 155H49V154H47ZM159 155L162 157H160ZM193 155H194V153H193ZM195 155H197V151L195 152ZM8 156H9V154H8ZM15 156H14V158H15ZM42 157H43V155H42ZM176 157H177V154H176ZM176 157L174 155V160L176 159ZM187 157L189 158V156H187ZM190 157L193 158L192 155H190ZM49 158H48V160H49ZM195 158H196V156H195ZM10 159H13V158H10ZM10 159H7V160H10ZM18 159H19V157H18ZM44 161H46V160H44ZM168 161H170V162H168ZM192 161L194 162L195 159L193 158ZM9 162H11V161H9ZM189 162L193 163V162H191V160ZM15 163L17 164L18 162H15ZM24 163H22V164H24ZM44 163H46V162H44ZM139 163H140V161H139ZM18 164H20V163H18ZM71 164L69 163L66 166H68V165L71 166ZM46 165H49V164H46ZM18 166H20V165H18ZM24 166H25V164H24ZM49 167H51V166H49ZM33 169H31L32 171H30L29 169H26V170H29V172H27V173L23 172V175H19L20 177H18V175L16 173V177H18V178L14 177L15 179H12L13 184L16 185V188H14V189H16L15 190L16 193L14 192L15 198L14 199L11 198V200H13L12 202L9 201L11 203V205L13 206V209H12L13 224H12V226L6 225L7 227L1 226V224H3L4 219L1 218V217H3V215H1L3 212H1V210H0V235L2 234V236L3 235L4 236L9 235L10 233L15 234L17 232V230H19L21 228V226H22L21 223H23L25 220V214L30 213V211L33 209L32 205H31L33 200L36 198H39L37 200V203H39L41 200V197H42L41 195H45L49 191L48 188H49L50 183H49V180L45 177L46 175H44L43 172H41V170L36 171L37 168L35 169V171H33ZM38 169H41V167ZM44 169H45V167H44ZM60 169H62V168L59 167V170ZM180 169L184 171V172L182 171V173H184V175H182L183 179L188 180L189 182L188 181L186 182L182 179L178 180V178L175 177V175H179ZM49 170L52 171V169H50V168H49ZM62 170H64V169H62ZM62 170H60V171H62ZM181 170H180V172H181ZM17 171H18V174H22V171L20 169L17 168ZM24 171H25V169H24ZM93 171H94L93 168L90 166L89 167L86 166L84 168L83 177H84V180L86 177L85 186L91 187L97 183L98 186L96 185V187L97 188L99 187L98 189H100V187L102 188L103 185L99 186L100 183H98L97 181H96V183L94 182L95 180L93 179V177H94L93 174H92L93 177H90L91 176L90 174L94 173ZM46 172L48 173V171H46ZM68 172H70L69 169H68ZM104 172L108 174V178H107L105 184L107 185V183H109V185H110L111 184L110 182H112V174L115 171L113 172V170L111 168H108V169L105 168ZM57 173H59V171ZM208 173L212 174V176L214 174L215 175L218 174L220 179L218 178V176L215 177V175L213 176L215 178H213ZM181 174H180V176H181ZM7 175H9V174H7ZM7 175H5V176L8 177ZM95 176H97V175H95ZM6 177H5V179H6ZM47 177L49 178V176H47ZM216 178H218L219 180L218 179L216 180ZM49 179H51V178H49ZM102 180H103L102 184H104V179L102 178ZM113 180H114V177H113ZM10 181H11V179L8 182H10ZM82 182H84V181H82ZM4 183H3V185L7 184V182H6V184H4ZM11 183L12 182H10V185H11ZM201 183L203 184L202 190H201V188L198 187L199 185H196V184H201ZM105 184L103 186L104 190H106ZM8 185H9V183H8ZM10 187H9V190L11 189ZM0 188H2V187H0ZM7 188H5L3 190L4 191L8 190ZM104 190H102V191H104ZM164 190L168 191V193H167L168 196L166 198H164L165 197V195L163 193ZM73 192H74L73 188L66 187L65 194H66L69 202H72L75 198L78 199V197H76L77 195L73 199V195H74ZM202 192H204L206 200L199 201V199L203 197ZM161 198L165 199V200L163 199L164 202L161 200ZM161 201H162V203H161ZM3 202L4 201L0 200V209L3 208L2 207ZM209 203L214 204V206L216 207V209L218 211L217 212L218 216L216 217V219L219 222H221L222 226L219 227L221 229H217L216 226L215 227L211 226V224L209 223L211 221L210 220L211 218H209L207 223H204L199 219L197 220L198 213H201V211L204 212ZM195 206H200L199 207L200 211L194 210L193 208ZM30 214H32V213H30ZM147 214H148L147 212L143 213L144 216H146ZM182 220H184V221H182ZM4 223H5V221H4ZM9 223H10V221H9ZM128 224H130V223H128ZM144 225L145 224L142 220V225H141L142 227L140 228L139 231L137 230V227L135 225H133L130 229L132 231L131 237L133 238L135 236V238H136L138 233H140L141 230L144 228ZM155 226H156L155 223L152 221L147 223V226L144 228V233L142 234V235H145V238H143V239H141V237L139 238V240H142L141 244L146 242V239H148V235L150 234V232H152L151 229L154 228ZM128 228H130V227H128ZM224 228H229V229L231 228V231L229 230L231 232V234L226 233V231L223 230ZM126 230H128V229H126ZM128 233L125 232L126 235ZM241 234L245 235L244 239H248V241H250V240L256 241L257 243H259L261 245V247L258 246L259 247L258 249L257 248L252 249L251 247H246L245 250H243L241 252L240 257H238V254L240 253L239 250L243 246L241 241H244V239L243 240L237 239L238 236L241 237ZM128 237H130V236H128ZM91 241L93 242V243H91V245H93L95 247L94 250H101V252H102V248L104 249L105 245H106V247L110 246L108 241L101 240V241H99V244H98V241H95L93 239Z\"/></svg>",
	"mask_w": 264,
	"mask_h": 264
}]
</instances>
